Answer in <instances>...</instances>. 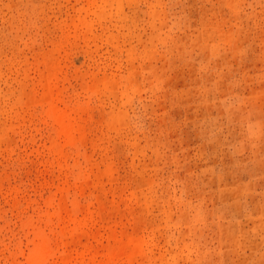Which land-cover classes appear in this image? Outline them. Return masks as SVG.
I'll list each match as a JSON object with an SVG mask.
<instances>
[{"label": "rangeland", "instance_id": "rangeland-1", "mask_svg": "<svg viewBox=\"0 0 264 264\" xmlns=\"http://www.w3.org/2000/svg\"><path fill=\"white\" fill-rule=\"evenodd\" d=\"M0 264H264V0H0Z\"/></svg>", "mask_w": 264, "mask_h": 264}]
</instances>
